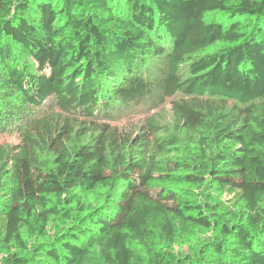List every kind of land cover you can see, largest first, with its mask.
Listing matches in <instances>:
<instances>
[{
	"label": "trees",
	"instance_id": "1",
	"mask_svg": "<svg viewBox=\"0 0 264 264\" xmlns=\"http://www.w3.org/2000/svg\"><path fill=\"white\" fill-rule=\"evenodd\" d=\"M13 127L0 264H264V0H0Z\"/></svg>",
	"mask_w": 264,
	"mask_h": 264
},
{
	"label": "rangeland",
	"instance_id": "2",
	"mask_svg": "<svg viewBox=\"0 0 264 264\" xmlns=\"http://www.w3.org/2000/svg\"><path fill=\"white\" fill-rule=\"evenodd\" d=\"M158 63L159 61L156 60ZM148 68H151V65H149ZM155 70V69H153ZM186 71L184 68L182 69V72ZM230 107V104L227 105ZM115 110L108 113L107 117L100 116L98 119H94V123H108L113 128L116 127V131H118L121 134H129L132 133V136H135L137 134V131L140 127L144 126L143 130L149 131L145 128L147 119L153 118L157 122L160 123V125H164V123H168L172 120L173 112L171 109V99L167 98L163 104H161L158 108L149 109L144 106H135L131 109H123L121 106H115ZM44 118H59L58 121L62 123L63 119L68 117V121L72 122L73 124H80L81 122H74L73 120H82L81 118L77 116H67L62 115L59 113L58 110L55 108H52L51 106L44 108L43 116ZM90 125L93 124H89ZM92 127V126H91ZM21 141V134L18 130L13 128H7L6 130L0 129V146H6V145H14ZM147 153L150 154V150L154 149V143L152 140V137H149L147 139ZM133 156V155H132ZM179 249V246L176 247ZM182 250H185L186 247L183 246L181 248Z\"/></svg>",
	"mask_w": 264,
	"mask_h": 264
}]
</instances>
